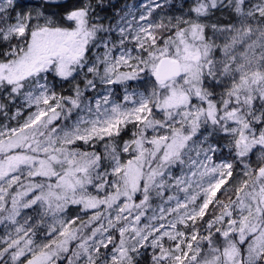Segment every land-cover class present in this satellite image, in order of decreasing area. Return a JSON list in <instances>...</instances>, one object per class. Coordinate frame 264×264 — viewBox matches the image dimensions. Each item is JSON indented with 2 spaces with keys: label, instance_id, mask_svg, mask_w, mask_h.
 Wrapping results in <instances>:
<instances>
[{
  "label": "snow or ice",
  "instance_id": "obj_1",
  "mask_svg": "<svg viewBox=\"0 0 264 264\" xmlns=\"http://www.w3.org/2000/svg\"><path fill=\"white\" fill-rule=\"evenodd\" d=\"M0 264H264V0H0Z\"/></svg>",
  "mask_w": 264,
  "mask_h": 264
}]
</instances>
